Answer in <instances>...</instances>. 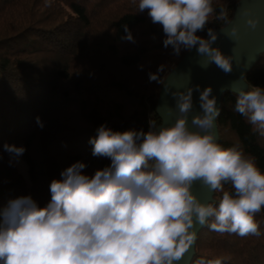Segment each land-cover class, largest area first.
Wrapping results in <instances>:
<instances>
[{
  "label": "clouds",
  "instance_id": "obj_1",
  "mask_svg": "<svg viewBox=\"0 0 264 264\" xmlns=\"http://www.w3.org/2000/svg\"><path fill=\"white\" fill-rule=\"evenodd\" d=\"M145 10L153 24L162 26L165 49L171 47L176 56L195 49L203 67L214 63L232 72L233 57L213 47L216 31L207 28V38L197 35L215 16L228 25L221 31L241 39L224 7L217 12L213 0H138V12ZM244 15L247 26L256 30L260 21L250 12ZM123 27L127 35L122 39L135 43ZM165 67L150 72L149 82H160ZM243 85L234 91V111L264 136V88ZM194 90L200 91L199 86L173 93L177 115L170 126H158L153 119L147 132L100 125L88 143L93 157L110 164L89 176L85 163H73L50 182L46 206L30 195L10 200L0 209V264H180L200 227L259 237L256 216L264 210V172L238 146L217 143L220 109L211 87L200 92L201 113L192 116L190 128ZM36 124L43 129L40 117ZM3 151L11 165L26 149L4 144ZM197 182L220 193V199L202 202L192 190ZM197 264L222 261L200 259Z\"/></svg>",
  "mask_w": 264,
  "mask_h": 264
},
{
  "label": "trees",
  "instance_id": "obj_2",
  "mask_svg": "<svg viewBox=\"0 0 264 264\" xmlns=\"http://www.w3.org/2000/svg\"><path fill=\"white\" fill-rule=\"evenodd\" d=\"M244 1L213 0V6L217 12L224 7L231 22ZM209 20L197 35L207 38V28L217 32L227 26L215 16ZM124 25L135 43L122 39ZM165 38L147 10L138 12V0H50V6L47 0H0V209L29 195L46 206L50 182L77 161L87 165L89 176L108 166L109 159L92 156L88 143L100 125L147 132L150 119L162 124L157 103L163 83L189 53L174 55L171 47H163ZM162 64L160 82H149L148 74ZM243 77L248 87L264 88V47ZM235 103L234 91L221 93L217 143L238 146L264 172V136L234 111ZM4 144L26 149L21 159L27 179L14 162L10 165ZM220 196L212 194L211 202ZM256 221L259 237L220 234L204 226L190 264L200 259L264 264V210Z\"/></svg>",
  "mask_w": 264,
  "mask_h": 264
},
{
  "label": "water",
  "instance_id": "obj_3",
  "mask_svg": "<svg viewBox=\"0 0 264 264\" xmlns=\"http://www.w3.org/2000/svg\"><path fill=\"white\" fill-rule=\"evenodd\" d=\"M257 0H245L240 7V9L237 11L231 22H233V26H238L240 27L243 19L245 18V12H248L251 8V6L256 2ZM228 26V25H227ZM226 26V27H227ZM225 27V28H226ZM230 31V29H229ZM218 35V39L216 40L215 44H213V47H218L222 53L226 51V45L229 43L232 38L226 35L224 31H217L216 32ZM256 58V57H255ZM254 58V59H255ZM253 59V61H254ZM202 58L197 54L196 50L193 49L191 52L185 55V57L181 60V62L177 65L179 66V72L178 73H173V71L177 68H175L169 76L166 78L165 82L163 83L162 90L159 95L158 103H157V114L162 120V123H165V125L170 126L172 123H174L176 115L173 117L167 109L164 108L163 104V98L167 90L170 93V99L172 103L176 105V100L173 96V93L176 92H184L188 88H193L195 89L196 86H199L200 91H193V111L189 115V126L191 128V118L194 115L200 114L201 109H200V102H199V96L200 92L203 91L206 88L207 82H208V77H209V71L211 69V66L214 64H210L207 67H203L201 65ZM252 64V63H251ZM250 64V65H251ZM247 70V69H246ZM183 71V73L181 72ZM179 73H182V77H178L177 75ZM172 74V75H171ZM180 75V74H179ZM224 90H230V91H235V89L226 87V86H221L219 87L215 92L212 93V96L216 97L217 100V108L219 105V99L220 95ZM217 135V131H216ZM193 192L196 194L199 199L202 202H211V197L212 194L207 188L203 187L199 182L194 184L193 186ZM203 227L198 228L197 230V235L201 231ZM194 246L185 254L184 258L180 261V264H190L191 260L194 255Z\"/></svg>",
  "mask_w": 264,
  "mask_h": 264
},
{
  "label": "rangeland",
  "instance_id": "obj_4",
  "mask_svg": "<svg viewBox=\"0 0 264 264\" xmlns=\"http://www.w3.org/2000/svg\"><path fill=\"white\" fill-rule=\"evenodd\" d=\"M248 12H250L252 18H256L260 21L259 26L256 30H251L246 24V20L249 17L245 16L239 27L241 39L237 41L232 38V40L227 43L226 51L223 53L226 56L233 57L232 72L226 74L215 64L211 66L206 88L211 87L212 93L221 86L230 87L235 90L245 87L243 85L245 84L243 72L250 66V64L253 62V59L257 57L259 51L264 47V0H257L251 6ZM178 72L179 66L173 71L172 74L175 75V73ZM181 72L183 73V71ZM182 73H179L180 75L178 74L177 78L182 77ZM241 78H243V81H241ZM239 81H241L243 84L239 83ZM13 162L17 170L23 175L25 179H27V167L21 157L19 158V162Z\"/></svg>",
  "mask_w": 264,
  "mask_h": 264
},
{
  "label": "bare ground",
  "instance_id": "obj_5",
  "mask_svg": "<svg viewBox=\"0 0 264 264\" xmlns=\"http://www.w3.org/2000/svg\"><path fill=\"white\" fill-rule=\"evenodd\" d=\"M215 70V69H214ZM217 70V69H216ZM213 83V82H212ZM170 93L169 91L167 90V92L165 93L164 95V98H163V101H164V108L167 109V111L174 117L176 114L175 112V104L170 102L171 99H170ZM169 109H171L172 111L170 112Z\"/></svg>",
  "mask_w": 264,
  "mask_h": 264
}]
</instances>
